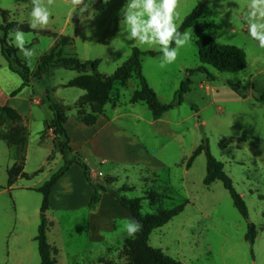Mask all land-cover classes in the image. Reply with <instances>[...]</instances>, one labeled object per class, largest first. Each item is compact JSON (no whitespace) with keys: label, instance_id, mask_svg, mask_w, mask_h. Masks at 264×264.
<instances>
[{"label":"rangeland","instance_id":"rangeland-1","mask_svg":"<svg viewBox=\"0 0 264 264\" xmlns=\"http://www.w3.org/2000/svg\"><path fill=\"white\" fill-rule=\"evenodd\" d=\"M89 3L90 0H83L76 9L72 0H55L50 24L28 33L31 43L27 47L33 48L35 55L30 61L20 52L19 57L33 74L61 36L72 40L64 48L65 56L76 55L82 62L100 60L98 72L105 76H111L122 66L133 48L160 53L155 49L145 50L127 38L126 26L120 24V10L127 0H108L107 4L104 0H92L90 7L81 13L80 8ZM199 3L206 8L199 23L215 24L218 30L202 34L192 31L190 44L181 48L177 60L164 68L160 67L161 54L142 59L143 76L162 104L178 101L181 84L190 80V92L184 96L183 103L165 113L163 121L152 120L149 108L138 103L140 120L121 119L109 128V134L105 133L104 138L109 135L105 138L108 141L79 155L94 171V181L105 184L111 177L114 180L111 186L116 191L124 186L130 189L127 193L121 191L122 196L141 198L144 214L185 204L182 213L153 232L151 246L182 264H264V104L256 103L264 97V49L248 34L249 0H229L226 7L235 9L234 13L225 11L221 0H179L175 20L179 28ZM0 10L11 12V20L29 25L30 0H0ZM204 35H210L222 45L243 49L248 68L239 73H220L204 65L213 79L207 73L195 72L202 66L195 42ZM78 75L54 68L43 80L34 79L29 87L22 88L21 78L9 70L0 47V105H6L12 98L24 100L31 103L33 114V120L26 121L27 117L20 114L28 130L26 151L25 147H17L16 155L13 148L0 141V264L41 262L34 238L41 224L43 197L35 191L10 189L7 170L14 166L17 156V163H25V173L31 178L21 179L16 186L41 187L63 167L52 130L46 131L44 142L53 149L49 161L50 148L40 144L38 133L53 117L45 100L47 89L52 91L57 103L68 105L63 106L67 116L76 117L73 105L83 91L64 85ZM228 83L242 86L241 91L249 99H240ZM20 88V93L12 97ZM138 89L136 76L126 86L116 85L109 104L114 107L122 104L120 111H125ZM36 100L45 103L39 107L33 103ZM11 126L0 114V133H7ZM204 140L243 198L248 209L247 220L234 206L222 182L209 188L204 185L207 174L204 153L191 168L187 167L193 152ZM222 140L225 148L220 146ZM67 173L53 189L46 213L52 223L48 241L58 251L59 264H128L131 249L128 241L135 236L129 237L123 225L126 219H132L130 213L116 200L113 203L110 198L107 200L109 193H105L106 199L103 194L102 205L93 211L89 208L93 193L90 184L77 173ZM250 224L257 229L253 246L245 239Z\"/></svg>","mask_w":264,"mask_h":264},{"label":"trees","instance_id":"trees-1","mask_svg":"<svg viewBox=\"0 0 264 264\" xmlns=\"http://www.w3.org/2000/svg\"><path fill=\"white\" fill-rule=\"evenodd\" d=\"M205 5L199 3L197 7L183 21L179 30L184 31L191 28L195 34L204 32H212L218 30L215 24L199 23V20L205 13ZM2 24L0 26V47L1 55L5 59L9 70L17 74L22 80V88L29 87L34 79L43 80L51 69L63 68L69 71L77 72L79 75L64 85L65 88H75L85 92L75 105L77 122L92 127L97 123L100 116H105V107L111 102L112 95L116 85L126 86L127 82L136 76L139 80V89L134 92L131 97L132 104H145L152 113L155 120H159L165 113L180 106L184 101V96L190 92V80L187 79L181 84L178 101L174 100L169 104H162L157 93L147 83L142 72V59L146 55L157 56L161 53L142 52L138 48L132 49L131 56L120 66L111 76H105L98 72L100 60L82 62L76 55L65 56L64 48L72 41L68 37H62L58 44L46 54L39 62L35 74L30 70L29 66L19 57V50L13 46L9 40V32L17 27L25 33H35L28 24L19 23L10 19L11 12L0 10ZM44 35H49L47 31H40ZM57 37L56 34H54ZM195 45L198 50L199 61L202 64L195 72L207 73L204 65L214 68L220 73H239L248 68V59L245 51L236 46L222 45L215 41L210 35H204L196 40ZM193 73V71H192ZM210 78L213 75L207 73ZM228 85L240 97L246 98L241 91L242 86L228 83ZM14 91L11 96H17L21 89ZM47 102L53 113L51 122L45 124V130L41 134L40 144L46 141L45 136L47 130H52L54 137V146L58 150L63 159V167L56 172L41 187L35 188L33 191L42 195V206L40 209L41 224L38 228V234L35 241L38 244V250L41 262L40 264H59L56 259L57 249L48 241V233L52 223L46 217V213L50 209V199L54 187L65 176L73 165L81 167L86 181L93 189L89 208L95 211L102 200L105 193H109L115 200L126 209L132 216V219L142 224V230L139 231L134 239L129 240L130 253L128 264H182L176 258L165 254L161 249L150 245V238L153 232L163 228L175 217L182 213L185 204L178 205L172 209H158L155 213L144 214L142 208L143 200L141 198L129 199L121 195V191L127 193L130 189L126 186L121 191H116L111 184L113 179L108 178L105 184H99L92 178V172L79 153H75L71 147V139L65 127L68 120L67 114L63 106L55 101L52 97V91L47 89ZM264 102V97L258 100ZM195 110V107H192ZM196 111V110H195ZM198 112V111H196ZM0 114L3 115L12 126L7 133H0V141L5 142L9 146L26 148L28 142V130L23 125V117L13 108L9 106H0ZM224 141L220 142L221 148L224 147ZM205 154L207 159V174L204 179L206 187L212 186L216 182H222L224 188L230 194L234 206L240 215L247 220L248 209L241 197L234 188L233 181L225 173L224 165L217 161L211 154L207 141L193 152L187 163V167L191 168L194 161L201 154ZM52 159V155L48 161ZM42 172V169L35 173ZM8 187L11 188L20 179H30L25 173V163H16L8 172ZM257 238V229L250 224L246 234V241L253 246Z\"/></svg>","mask_w":264,"mask_h":264},{"label":"clouds","instance_id":"clouds-1","mask_svg":"<svg viewBox=\"0 0 264 264\" xmlns=\"http://www.w3.org/2000/svg\"><path fill=\"white\" fill-rule=\"evenodd\" d=\"M82 3L83 0H72L76 9ZM90 3L80 8V12L86 11ZM104 3L107 4L108 0H104ZM221 3L225 5V11L235 12V9L226 7L229 0H221ZM30 4L29 27L33 30L46 28L51 22V7L55 0H30ZM178 5L179 0H127L120 10V24L126 26L127 38L139 43L145 50H158L161 53V68L174 63L180 49L190 44L192 39V29L180 31L175 22ZM247 23L249 36L264 49V0H249ZM9 36L13 46L25 60L30 61L35 55V50L27 47L31 43L29 34L17 27L10 30ZM123 226L129 237H134L143 227L135 219H126Z\"/></svg>","mask_w":264,"mask_h":264},{"label":"crops","instance_id":"crops-1","mask_svg":"<svg viewBox=\"0 0 264 264\" xmlns=\"http://www.w3.org/2000/svg\"><path fill=\"white\" fill-rule=\"evenodd\" d=\"M82 91V90H81ZM85 95V92L83 91V93H80L77 97V100L76 102L74 103L73 106L76 105V103L78 102V100L83 97ZM238 95V94H236ZM239 96V95H238ZM47 97V95H46ZM46 97H45V100H46ZM240 97V96H239ZM240 99H242V97H240ZM243 99H249V98H243ZM45 100L42 101V100H36L34 103V105L36 106H39L42 105L43 103H45ZM259 100V99H258ZM256 101V103H258V105H263L264 102H259V101ZM61 104L62 106H68V105H65L63 103H59ZM130 104V102H129ZM110 105V106H109ZM138 104H130L129 107H127L125 109V111H120V109L122 108V104L121 105H117L116 107H114L113 105L111 104H108L106 107H105V116H100L97 120V123L92 126V127H87L79 122H77L76 120V117L74 116V114H72L71 116H67L68 117V120L65 124V127L67 129V132L70 136V139H71V147L72 149L74 150L75 153H79L81 154L82 156L85 154L86 151H89V150H94L95 147H99L101 146V144H103L104 141H108V140H105V138H108L109 135H107L105 138H104V135L105 133L106 134H109V128L113 125V124H116L118 121H120L121 119H124V118H132L134 120H140V115L139 113L137 112V106ZM0 106H9L13 109H15L19 114H23L25 115L27 118L25 119V121L27 119L31 120L33 118V114H32V111H31V103L30 102H26L24 100L22 101H18L16 100L15 98H12L10 102H7L6 105H0ZM48 107H49V104H48ZM193 110V109H192ZM194 111V110H193ZM53 116V114H52ZM53 119V117H52ZM52 119L50 121H47L45 124L49 123L52 121ZM33 120V119H32ZM152 120L154 121H163V117L159 120H155L152 116ZM45 124H44V129H45ZM203 124V123H202ZM137 128V127H136ZM43 130H41L38 135H39V140H40V137H41V134L43 133ZM159 134V132H158ZM3 142V141H2ZM5 143V142H4ZM6 144V143H5ZM8 146V148H13L14 149V154L17 153L19 154V150H17L18 148L17 147H13V146H9L8 144H6ZM46 147H49L50 148V152L47 156V160L49 159V157L52 155V147L51 146H47V143H45L43 146ZM105 145H108V144H105ZM27 146V145H26ZM27 147L25 148V151H26ZM132 153H134V151H132ZM62 159L61 155L59 154V158L58 160ZM14 160H15V164L17 163L18 161V158L17 156L14 157ZM102 162H105L104 160ZM14 164V165H15ZM10 168H8L9 170ZM7 170V172H8ZM92 173H94V171L91 170ZM68 173L72 174V173H77L80 175L81 179L85 182V177H84V174H83V171L82 169L78 166V165H73L70 170L68 171ZM67 173V174H68ZM84 177V178H83ZM21 180V179H20ZM18 180L14 186H12L11 188H18V189H23V190H29V191H33L35 188H38L36 186H32V185H22V186H16L17 183L20 181ZM58 184V183H57ZM10 188V189H11ZM55 188V187H54ZM52 195V194H51ZM92 195V194H91ZM107 194L104 195V199L107 198L106 196ZM109 198L111 199L112 203L113 201L115 200V198H113L111 195L108 196V199ZM104 199H102L104 201ZM102 201H101V205H102ZM99 205V206H101ZM16 213V212H15ZM131 215V214H130ZM132 217V216H131ZM15 220L17 221L18 220V216H15L14 217ZM108 218V217H107ZM106 218V219H107ZM105 219V220H106ZM100 224H101V221H100ZM38 234V233H37ZM37 236V235H36ZM36 238V237H35ZM34 238V240H35ZM7 257L10 259L11 257V251H10V248L8 246V252H7Z\"/></svg>","mask_w":264,"mask_h":264}]
</instances>
